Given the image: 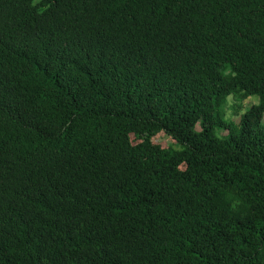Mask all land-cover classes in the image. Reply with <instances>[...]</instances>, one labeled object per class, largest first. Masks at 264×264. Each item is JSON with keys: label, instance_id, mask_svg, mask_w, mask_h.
<instances>
[{"label": "trees", "instance_id": "16d2710c", "mask_svg": "<svg viewBox=\"0 0 264 264\" xmlns=\"http://www.w3.org/2000/svg\"><path fill=\"white\" fill-rule=\"evenodd\" d=\"M263 119L264 0H0V264H264Z\"/></svg>", "mask_w": 264, "mask_h": 264}, {"label": "rangeland", "instance_id": "374dc122", "mask_svg": "<svg viewBox=\"0 0 264 264\" xmlns=\"http://www.w3.org/2000/svg\"><path fill=\"white\" fill-rule=\"evenodd\" d=\"M259 102V98L258 97H249L247 100L244 101V103L242 104L243 106V110H242V114L251 108V106L253 105H257ZM239 102H237L233 97L229 98L227 101V104L225 106V118L227 120H235L236 122L239 121L240 119V115H235L236 110L239 108L238 107ZM263 124H264V119H263ZM224 132H221V135H223ZM155 143L161 144L164 147H172L175 144L172 142L171 139H169L167 136L165 135H161L159 137H157L155 139Z\"/></svg>", "mask_w": 264, "mask_h": 264}]
</instances>
